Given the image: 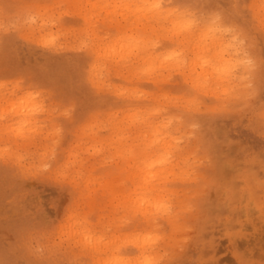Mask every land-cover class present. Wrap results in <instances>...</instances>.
<instances>
[{
    "label": "snow or ice",
    "instance_id": "snow-or-ice-1",
    "mask_svg": "<svg viewBox=\"0 0 264 264\" xmlns=\"http://www.w3.org/2000/svg\"><path fill=\"white\" fill-rule=\"evenodd\" d=\"M20 6L23 13L5 22L0 5V264H223L203 258L210 229L228 233L231 264H264V214L242 227L221 211L218 178L249 145L226 151L219 137L204 134L233 122L258 128L264 170V0ZM105 9L126 10L117 15L131 27L103 16ZM21 49L72 60V86L35 71L16 55ZM101 129L109 135L94 140ZM6 136L31 147L14 150ZM92 157L99 171L89 170ZM112 176L119 183L91 205ZM170 177L188 188L182 209ZM36 182L62 191L63 204L50 206L55 217L32 191ZM105 201L110 209L100 206ZM194 213L197 227L187 222ZM170 226L179 235L161 249ZM116 230L122 238L107 254L93 251ZM253 234L259 261L239 244Z\"/></svg>",
    "mask_w": 264,
    "mask_h": 264
},
{
    "label": "rangeland",
    "instance_id": "rangeland-1",
    "mask_svg": "<svg viewBox=\"0 0 264 264\" xmlns=\"http://www.w3.org/2000/svg\"><path fill=\"white\" fill-rule=\"evenodd\" d=\"M90 3L107 2V0H89ZM115 2V0H113ZM138 2V0H137ZM224 4H228L231 0H222ZM27 0H0V5L7 9V15L3 18L5 22L9 18H14L17 14H22L24 8L20 5L26 4ZM117 13H125L124 9H105L102 13L103 16H115L118 26H123L125 28L131 27L129 21L125 18V15H117ZM145 25H141L137 30H143ZM18 57L24 61L31 63L32 68L40 72L44 77L53 81H60L67 84L69 87L72 86L75 76H76V66L75 63L70 59H53L43 55L42 53H37L28 49H21L16 53ZM85 104L89 103L87 98L83 101ZM142 131V130H141ZM139 134V132H134ZM204 134L207 136H217L219 137L223 148L227 151L230 149L231 145L234 143H244L249 145L250 153L245 155L244 153H235L233 155V167L229 169L228 173L222 178H218V184L220 185V199L223 202L221 208L222 212H231L234 216L240 218V223L242 227H246L247 223L258 222L264 214L259 205L261 203V184L260 181L264 179V170L261 166V157L259 155L261 148V139L259 135L258 128L249 127L248 125L241 124L237 125L233 123H225L219 129H205ZM108 136L109 133H103L100 130V135L93 137L96 139H103V136ZM5 143H10L14 150L22 149L27 150L31 147V142L19 141L12 136L4 137ZM87 151V149H83ZM191 149H189L190 151ZM97 158L92 157L89 162L90 171H99L96 168L94 161ZM182 159V158H181ZM180 160L176 161L179 164ZM128 163H133L129 161ZM171 171V168L169 169ZM164 175V173H162ZM119 176H112L107 182L105 187L98 188L99 196L95 194L93 196L91 205H96L99 200L104 199L105 189L108 187L115 188L119 183ZM171 183L176 185L175 193V203L178 209H182L184 202L189 194L188 188L184 185L182 181H177L175 179L169 178ZM29 183H33L29 181ZM152 194L159 196L161 193L158 190V185H151ZM32 191L39 197L41 203L48 206L49 215L55 217L57 211L50 207L53 204L62 205L63 204V193L54 183H42L36 182ZM100 206H107L111 208L110 202L105 201ZM63 207H61L60 215H62ZM198 214H192V218L187 220L193 227L198 226L197 220ZM186 221L185 215L181 214L178 218V223H184ZM3 229V224L0 223V230ZM179 235L174 226L168 228V235L164 241L161 242V249L168 247L175 236ZM192 235V233H188ZM121 232L119 230L114 231L106 235L105 240L98 244L96 251L98 254H107L110 251L111 246L121 239ZM240 246L243 248L252 247L254 249V259L259 261L261 251H260V237L258 234H253L249 239H241L239 241ZM234 249L232 245V240L229 238L228 233L221 235L218 229H210L204 241L203 248V258L214 259L223 264H231V262L236 259L233 254ZM188 254L186 250L185 255ZM201 255L200 253L197 256Z\"/></svg>",
    "mask_w": 264,
    "mask_h": 264
}]
</instances>
